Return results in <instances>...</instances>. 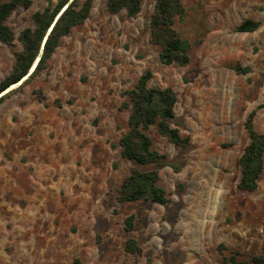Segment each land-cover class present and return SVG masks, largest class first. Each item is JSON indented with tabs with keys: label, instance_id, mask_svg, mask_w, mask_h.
I'll use <instances>...</instances> for the list:
<instances>
[{
	"label": "rangeland",
	"instance_id": "rangeland-1",
	"mask_svg": "<svg viewBox=\"0 0 264 264\" xmlns=\"http://www.w3.org/2000/svg\"><path fill=\"white\" fill-rule=\"evenodd\" d=\"M156 1L144 0L130 17L94 0L89 18L62 39L47 69L0 103V264L264 257V172L256 191L238 188L254 110V128L264 133V0H181L185 15L174 27L191 44L187 66L164 64L161 46L151 42ZM47 5L32 0L8 19L15 41L0 42V84L23 50L21 32L34 28L33 14ZM247 20L259 28L239 32ZM238 66L250 72L238 74ZM148 70L149 86L176 91L173 126L191 141L175 145L154 125L146 133L166 159L138 166L123 158L120 139L129 129L127 94ZM134 168L159 171L168 204L118 200ZM129 239L142 254L126 251Z\"/></svg>",
	"mask_w": 264,
	"mask_h": 264
},
{
	"label": "trees",
	"instance_id": "trees-1",
	"mask_svg": "<svg viewBox=\"0 0 264 264\" xmlns=\"http://www.w3.org/2000/svg\"><path fill=\"white\" fill-rule=\"evenodd\" d=\"M45 1L48 3L47 7L43 11L35 12L32 16L34 28H26L20 34L19 41L23 46V50L15 54L16 62L13 71L0 84V94L13 83L28 75L47 37L43 55L36 69L19 89H22L30 80L45 71L49 60L56 52L62 39L67 37L73 29L85 23L90 16L94 3V0H73L66 7L70 0H58L56 4L54 0ZM143 2L144 0H108L107 7L111 14L116 15L125 10L128 16L135 17L141 12ZM31 5L32 0L0 1L1 43L8 46L13 45L15 33L9 27L7 21L17 8H29ZM65 7L66 9H64ZM63 9L64 11H62ZM184 15L185 8L181 0L156 1L155 12L150 22L151 42L161 46V61L166 65L176 63L187 66L191 61V44L189 41L182 39L174 27L175 19L182 18ZM259 26L260 22L247 20L239 26L238 30L243 33L254 32ZM51 27L52 30L48 34ZM236 72L238 74H248L250 68L238 66ZM152 78L153 73L148 70L127 94L131 107L128 119L129 129L120 139V147L123 158L138 166L158 165L166 159L165 156L153 149L152 139L146 133L154 125L157 126L158 133L161 136L175 145L187 147L191 141L189 137H182L180 130L173 126L175 106L178 102L176 91L172 87L157 88L149 86V81ZM17 90H12L9 94ZM7 96L8 94L1 96L0 103ZM255 115L256 111L254 110L247 119L246 128L251 141L240 159L242 175L238 188L247 192L258 189L260 177L264 172V133L255 130ZM159 179L158 170L142 171L134 168L124 180L118 200L124 203L146 199L160 205L168 204L170 199L167 192L158 185ZM133 227L134 216H130L127 220V228L132 230ZM125 248L126 251L132 254H142L143 252L135 239H129ZM224 264H264V257L257 256L250 261H239L235 257H231Z\"/></svg>",
	"mask_w": 264,
	"mask_h": 264
},
{
	"label": "water",
	"instance_id": "water-1",
	"mask_svg": "<svg viewBox=\"0 0 264 264\" xmlns=\"http://www.w3.org/2000/svg\"><path fill=\"white\" fill-rule=\"evenodd\" d=\"M72 1H73V0H70L69 3L66 5V7H67L69 4H71ZM66 7H65L64 9H66ZM64 9H63L62 11H64ZM62 11H61V13H62ZM61 13H60V14H61ZM60 14H59V16H60ZM59 16H58V17H59ZM58 17H57V19H58ZM57 19H56V21H57ZM56 21H55V22H56ZM53 25H54V24H53ZM52 27H53V26H52ZM52 27L50 28L48 34H49L50 31L52 30ZM48 34H47V36H48ZM46 39H47V37H46L45 40H44V43H43V46H42V48H41V51H40L39 56L37 57L36 61L34 62L32 68L30 69V71H29V73H28V75H26L27 77L25 76V77H26L25 79L23 78L22 80H20V81H18V82H16V83H13L12 85H16V84H17V86H20V85H21L26 79L29 78V76H30V75L33 73V71L36 69V67H37V65H38V63H39V61H40V59H41V57H42V55H43V52H44V44H45ZM12 85H11L8 89H6L5 91H3V92L0 94V97L6 95V94L9 93L11 90H13L15 87H17V86L12 87Z\"/></svg>",
	"mask_w": 264,
	"mask_h": 264
},
{
	"label": "bare ground",
	"instance_id": "bare-ground-1",
	"mask_svg": "<svg viewBox=\"0 0 264 264\" xmlns=\"http://www.w3.org/2000/svg\"><path fill=\"white\" fill-rule=\"evenodd\" d=\"M26 77H27V76H26ZM26 77H25V78H26ZM25 78H24V79H25ZM13 86L15 87V86H17V84H16V85H13Z\"/></svg>",
	"mask_w": 264,
	"mask_h": 264
}]
</instances>
